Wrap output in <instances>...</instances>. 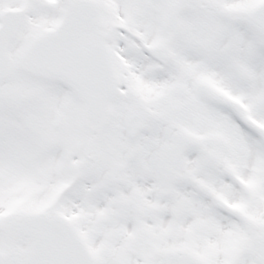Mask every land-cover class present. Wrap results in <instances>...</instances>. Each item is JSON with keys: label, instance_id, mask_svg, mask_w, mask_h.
<instances>
[{"label": "snow or ice", "instance_id": "snow-or-ice-1", "mask_svg": "<svg viewBox=\"0 0 264 264\" xmlns=\"http://www.w3.org/2000/svg\"><path fill=\"white\" fill-rule=\"evenodd\" d=\"M0 264H264V0H0Z\"/></svg>", "mask_w": 264, "mask_h": 264}]
</instances>
